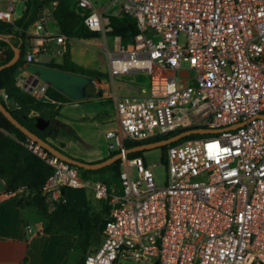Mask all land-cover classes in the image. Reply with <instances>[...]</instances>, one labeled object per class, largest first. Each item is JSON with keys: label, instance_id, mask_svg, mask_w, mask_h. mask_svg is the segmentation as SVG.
Listing matches in <instances>:
<instances>
[{"label": "built area", "instance_id": "2783aa9c", "mask_svg": "<svg viewBox=\"0 0 264 264\" xmlns=\"http://www.w3.org/2000/svg\"><path fill=\"white\" fill-rule=\"evenodd\" d=\"M18 2L24 10L26 0H0V21H15ZM78 5L90 10L83 23L104 37L105 12L135 19L138 31L126 46H105L106 73L112 80L147 76L145 88L114 98L118 128L105 134L121 152L119 189L82 177L28 137L23 143L52 169L42 187L50 208L64 201L63 187L85 189L107 205L102 240L83 264H115L118 258L139 264H264V0ZM41 28L30 30L38 42L26 52L27 63L47 49L49 36L36 32ZM70 39L54 37L62 51ZM75 50L79 55L83 48ZM45 88L29 93L40 97ZM196 127L220 130L167 146L163 185L155 183L140 155L127 157L124 140L143 142Z\"/></svg>", "mask_w": 264, "mask_h": 264}, {"label": "trees", "instance_id": "16d2710c", "mask_svg": "<svg viewBox=\"0 0 264 264\" xmlns=\"http://www.w3.org/2000/svg\"><path fill=\"white\" fill-rule=\"evenodd\" d=\"M51 1L26 0L25 9L13 23L0 21V34L9 35L11 43L15 46L18 45L20 49L19 59L13 65L0 70V92L2 91L7 95V98L4 99L0 94V101L24 127L66 153L62 149L63 143L56 145L52 140L55 138L53 128H56V124L59 123L60 104L69 101L68 98L53 87H46L42 96L35 97L17 84L18 77L26 64L25 54L30 48L29 41L32 36L28 31L39 20V15L43 10L49 8L51 17L58 25L59 34L68 38L92 39L99 37L101 33L85 25L83 19L86 14L80 15L78 11L71 9L67 0H59L55 5H52ZM103 23L105 36L112 37L122 45H126L138 31L135 19L117 10L105 12ZM0 51H3V55L0 56V64L7 62L13 55L10 45L1 39ZM45 65L60 72L81 76L98 79L107 76L105 72L73 62L68 49L61 52V62H48ZM136 81L145 84L147 83V76L145 78L139 77ZM38 120L48 124L41 129V124H37ZM178 132H170L143 142L124 140L123 145L128 149L141 143L167 138ZM61 134L67 136L69 140L77 139L76 134L67 125L65 128H61ZM202 136L201 134H190L159 147L165 150L167 146L183 139ZM26 138V135L11 124L0 112V179L4 183V190L10 192L23 188L17 205L21 208L32 206L37 209L43 220L44 231H64L74 234L76 236L74 246L61 264H83L86 253L102 238L107 205L99 202V207L95 209L91 205L85 189L63 187L61 194L64 201L55 203L50 208L42 194V187L52 169L23 145ZM118 152V150L111 151L107 157ZM141 152H130L127 157L138 156ZM79 160L83 161L82 159ZM120 162L121 160L118 159L98 169H84L71 165L76 167L79 174L84 178L105 181V174L109 170L118 176Z\"/></svg>", "mask_w": 264, "mask_h": 264}, {"label": "crops", "instance_id": "0c3cea01", "mask_svg": "<svg viewBox=\"0 0 264 264\" xmlns=\"http://www.w3.org/2000/svg\"><path fill=\"white\" fill-rule=\"evenodd\" d=\"M58 1L59 0H57V3ZM67 1L71 9L78 11L80 15H83L84 12L78 9V0ZM48 12L50 13V9L45 8L39 15V20L36 21L28 31V33H30V30L35 29L36 24H41L42 28L44 29L43 32H40V29L36 30V32L39 35H43L46 32V34L49 36V39L46 43L47 49L45 51L38 52V60L37 62L32 64H34V67L58 71L45 65L48 62H61L62 52V46L56 43V41L54 40V37L56 35H59V33L57 32L54 34H50L46 31L44 19L46 17H50L47 14ZM21 13L15 14V18L19 17ZM100 37L101 35L97 38L92 39L71 38L70 40H67L66 49H68L69 51L71 60L81 66L96 69L86 66V62L92 59V56L90 55V57L87 54L89 52L86 53V51H88V49H91V47L89 46L90 43H94L93 41ZM103 38L104 36H102V39ZM37 39L38 37H32L30 39V48L33 47L36 42H38ZM100 44L101 46H103V40L102 42L100 41ZM104 45L106 46L107 43ZM78 46L83 48L81 52L82 54L79 55L76 54L75 50ZM52 54L58 55V59H54L52 57ZM87 55L89 57H87ZM28 65L29 63L26 62L22 73L18 77L17 84L28 92H30L29 90L33 87L45 86L53 87L54 89L65 95L69 101L60 104V115L58 116V121L61 122L64 126L66 125V121L61 113L63 104L72 103L74 105H79L94 100H97L98 102L111 101L114 104V98L116 96L126 93L138 92L140 89L147 86V83L143 84L135 81L127 83L123 87L117 88L114 83L115 80L109 78L108 75L99 79L90 76H83L84 78H86V81L85 84L81 86V94L78 97L73 98L64 94L59 88L53 86L48 80L40 78L37 74H32L28 70ZM98 71L106 73L105 62ZM108 131H111V129L106 130V132ZM70 141L62 148L64 151L65 148H68L70 146ZM105 158L107 157L93 155L85 162H98ZM4 191V183L2 179H0V264H61L68 256V254H70L76 241V236L72 233L64 231H44L43 220L37 209L32 206H26L22 208L19 207L17 205V200L21 195L19 197H7L4 195ZM87 195L90 196L88 192ZM34 213L38 215L39 219H35ZM26 226L30 227V232L26 230ZM101 240L102 238L91 248L96 247L101 242Z\"/></svg>", "mask_w": 264, "mask_h": 264}, {"label": "rangeland", "instance_id": "374dc122", "mask_svg": "<svg viewBox=\"0 0 264 264\" xmlns=\"http://www.w3.org/2000/svg\"><path fill=\"white\" fill-rule=\"evenodd\" d=\"M94 7L100 6L108 2V0H90ZM23 4L18 2L15 4V14H19L22 11ZM83 11L85 14L89 13L90 10L88 8H78ZM112 10V9H111ZM114 11V10H112ZM48 16L44 19V25L46 27V31L50 34H54L58 32V25L55 20L51 17V14L48 12ZM41 25V24H40ZM43 28L40 29V32H43ZM103 40V46H101L100 41ZM94 43H90L91 49H88L87 53L89 56H92V59L86 62V66L93 67L99 70L102 67L104 62H106V52L105 45L107 43L108 49L110 51L114 50L122 45L119 41L113 39L112 37L105 36L102 39V36L93 41ZM87 55V57H89ZM90 56V57H91ZM54 59H58V55L52 54ZM77 60V59H76ZM34 64L29 63L28 69L33 68ZM47 70V69H46ZM48 71V70H47ZM50 72H54L50 70ZM138 75V77H137ZM72 78H78L81 84H85L86 78L83 76L72 75ZM145 78L146 75L144 73H132L128 74L126 77L115 79V86L117 88L123 87L125 84L130 82H135L137 78ZM72 80V79H71ZM68 83H71L70 80H67ZM73 89V87H72ZM77 89L74 88V90ZM75 94L77 91H73ZM62 116L65 119L66 125L73 130L76 134L77 139H72L71 141L67 136L61 134V128H65V126L59 122L54 129V139L53 143L59 145L63 143L66 145L70 141V146L65 148V152L71 155L72 157L82 159L84 161L91 158L93 155H99L102 157H107L109 152L117 150L116 143L114 139H108L105 137V132L107 129L117 130V116L114 108V104L111 101H102L98 102L97 100L88 101L83 104L74 105V104H63L61 110ZM69 132V131H68ZM110 144L114 145V148L111 149ZM62 147V148H63ZM162 150L160 147H154L151 149L143 150L140 154L142 157L144 164L148 167L152 168V172L154 174V180L157 185H163L166 181V167L162 161ZM155 165V166H153ZM105 181L115 188H120V181L118 176L114 174L113 171L109 170L105 174ZM89 197V201L91 205L97 209L99 207L98 202L93 200L91 196ZM26 207V206H24ZM35 219H39L38 215L34 213ZM74 257V254H72ZM72 257V260H73ZM115 264H139L138 262L132 259H123L118 258Z\"/></svg>", "mask_w": 264, "mask_h": 264}, {"label": "water", "instance_id": "95a60500", "mask_svg": "<svg viewBox=\"0 0 264 264\" xmlns=\"http://www.w3.org/2000/svg\"><path fill=\"white\" fill-rule=\"evenodd\" d=\"M9 35H3L0 34V39L4 40L7 42L10 47L13 50V55L12 57L5 63L0 64V70L6 67H9L13 65L20 57V49L19 46H15L11 43L9 39ZM32 74H37L40 78L48 80L53 86L59 88L64 94H66L69 97H78L81 94V86L83 84L80 83L81 80H79L77 77L72 78V74H68L65 72H50V70L38 68V67H33L31 69H28ZM77 76V75H76ZM72 79V80H71ZM67 80H70L71 83H68ZM86 81V80H85ZM77 89L74 90V88ZM73 87V89H72ZM30 91V90H29ZM73 91H77L75 94ZM0 112L4 115V117L11 123L13 124L16 128H18L23 134L26 135V137L34 140L38 144H40L46 151H48L50 154L76 166V167H81L84 169H98L101 167H104L106 165H109L116 160H118L121 157V152H118L110 157H107L101 161L98 162H85L81 161L79 159L73 158L70 155L60 151L59 149L55 148L52 144H50L48 141L40 138L30 130H28L26 127H24L21 123H19L13 116L12 114L6 109V107L2 104L0 101ZM37 124H41V129L44 128L48 123L47 122H41L37 121ZM231 127V126H229ZM220 129H210V128H201V127H196V128H188L185 130H181L178 133L169 136L167 138H163L160 140L156 141H151V142H145L138 144L132 148L126 149V153L130 152H138V151H143L147 149H151L154 147H159L163 146L166 144H169L171 142H174L184 136H188L190 134H207V133H214L219 131Z\"/></svg>", "mask_w": 264, "mask_h": 264}, {"label": "flooded vegetation", "instance_id": "af4514ba", "mask_svg": "<svg viewBox=\"0 0 264 264\" xmlns=\"http://www.w3.org/2000/svg\"><path fill=\"white\" fill-rule=\"evenodd\" d=\"M57 125V124H56ZM53 129H55V128H53Z\"/></svg>", "mask_w": 264, "mask_h": 264}]
</instances>
